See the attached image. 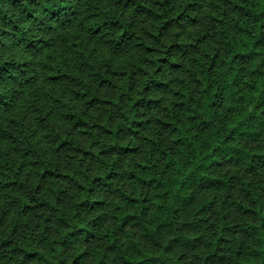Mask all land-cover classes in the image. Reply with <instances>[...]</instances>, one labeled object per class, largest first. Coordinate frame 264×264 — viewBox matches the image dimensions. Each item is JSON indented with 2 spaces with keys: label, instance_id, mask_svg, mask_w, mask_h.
I'll use <instances>...</instances> for the list:
<instances>
[{
  "label": "clouds",
  "instance_id": "clouds-1",
  "mask_svg": "<svg viewBox=\"0 0 264 264\" xmlns=\"http://www.w3.org/2000/svg\"><path fill=\"white\" fill-rule=\"evenodd\" d=\"M234 49L264 68V0H0V264H175L170 253L181 252L185 264H264V90L245 96L249 56L231 59ZM221 52L230 64L205 75ZM231 64L240 67L234 85ZM73 115L95 131L73 127ZM61 132L67 143L57 149ZM49 166L62 182L39 178ZM210 172L223 176L224 203L204 209L207 230L194 242L167 214L198 216L188 205ZM154 184L165 201L178 186L163 222L148 214ZM137 187L148 207L121 225L118 202L131 207L122 193ZM221 222L227 239L213 257Z\"/></svg>",
  "mask_w": 264,
  "mask_h": 264
},
{
  "label": "trees",
  "instance_id": "trees-1",
  "mask_svg": "<svg viewBox=\"0 0 264 264\" xmlns=\"http://www.w3.org/2000/svg\"><path fill=\"white\" fill-rule=\"evenodd\" d=\"M185 14L183 12H179L177 13L175 19L177 21H179L180 18H182ZM213 19H218L217 17H213ZM165 24H168L169 21L166 19L164 21ZM121 35H124V32L122 31L120 33ZM242 39H247V37L245 35H241ZM231 38L230 35L228 34H224V40L221 41L222 44H229L231 43ZM171 46V45H170ZM231 59H236L237 57H243V56H249V68H248V72L252 74V76H245L244 77V82L246 83L249 79H252V84L250 87L245 89V96H247L249 93L255 91L257 94H259V92L261 90H264V75H261V73H264V68H260L259 70H257V68L255 67V57H251L250 54L248 52L245 51H236L235 49L233 50V52L230 54ZM166 60V56L164 55H160L157 57V62H164ZM213 60L216 61V64L213 63H208L205 65V75H207L208 69H212L213 71L217 70V65H221V61H222V65L223 67L226 68V66H228L230 64V60L229 57H225L223 52L220 53L219 58L213 56ZM168 63L170 64H176L177 61L174 59L168 60ZM232 67V72L228 75V83L230 85H234L235 84V77L237 76L238 72L240 71V67L238 66V64H231ZM157 72L159 71V67H157ZM145 90H147V86H145ZM238 91V90H237ZM232 92V88L229 87L228 85L225 86L224 88V94L225 97L227 98L228 96L231 95ZM212 94L215 95L216 94V89L214 88L212 90ZM90 99L95 100L96 97H91ZM105 100V104H107V98H103ZM236 99L238 100L239 97L237 96ZM213 103H215L213 101ZM51 119V118H50ZM138 125V121L136 122ZM167 123V122H166ZM73 127L77 128L80 132L82 133H87L89 131V129L91 128V130L94 132L95 128L94 126H92V122H90L86 117H82L81 119H77L74 115H73ZM177 128H180V125L177 124L176 125ZM175 138L176 134L173 133ZM67 143V135L66 133L61 132L59 139L56 141L54 147L55 148H60L63 144ZM229 143H231L233 146L236 145V141H230ZM85 151H87V148L85 149ZM245 151H247V149H245ZM26 157L28 159H32L31 157V153H27L25 154ZM252 156L257 155V153L252 152L251 153ZM229 159H231V156L228 157ZM19 163V162H18ZM143 166H147L146 164ZM216 167L220 168V164L219 162H216ZM209 176V180L212 181V183H209L208 186L206 188L201 189L205 190V189H212V188H224L223 185L225 183L223 176L222 175H218L216 172H210V173H206ZM65 175V173L63 171L57 172L56 168L53 166H49V167H41L40 168V172H39V178L40 179H44V180H50V181H57V182H62L63 180V176ZM138 175V173H131L129 176V179H133L134 177H136ZM109 176L111 177V173L109 172ZM147 181H150L152 178L151 177H146L144 178ZM7 185H14L16 183H18L19 181L16 180L15 177L11 178V179H7L4 181ZM37 187L39 188L40 185L37 184ZM178 186H173L172 191H169L167 193V201L164 200V193L165 190L164 188L158 187L155 184L153 185L154 191L152 194V204L154 205V207L152 208H148V214L149 215H156V216H160L161 218V222H163L166 217L163 215V209L165 207V205L167 204L168 206H170L173 202H174V190L175 188ZM89 191H91V189H89ZM125 198H126V202L127 204L131 205V207H124L122 203L118 202V208L120 209L117 213L116 216L118 218L117 222L121 225L127 224L131 221H133L137 215V209H139V214L141 216H143L145 214V208L148 207V197L147 196H141L140 195V189L139 187H137L136 189V194L132 195L130 193H122ZM198 194V193H197ZM213 201L216 202L214 196L212 197H202L200 198V200L198 201L197 196L196 198L192 201V203L190 205H188V209H195V212L198 213V216L193 215L190 212H181L180 209L175 208V207H171V210L168 212V216L171 217H175L177 215L180 216V227L184 229L186 235L187 231H193L196 230L197 228L195 227V225L197 223L200 224V218L201 215L204 212V209L207 208L209 205L213 204ZM46 203V201H39V208L43 209L44 204ZM81 204H83V201L80 202ZM93 204H97L100 203L96 200L92 201ZM224 203V201H221L220 204L222 206V204ZM26 208H31L34 207L31 204V201H29L28 204L25 205ZM244 210L245 212L249 211L248 205L245 204L244 205ZM255 209H253L254 211ZM185 213H190L191 215V220L185 222L184 219V215ZM48 217L47 215L44 216L43 221L41 222V227H45L46 223H47ZM138 222V221H137ZM159 225H153L152 227H158ZM82 230V226H78L76 231H81ZM102 230V229H101ZM194 242H198V240L200 239V235L198 236H190L188 235ZM238 237V236H237ZM111 239V237H110ZM171 239L174 241L177 239V237L172 236ZM227 239V234L225 232V226H219L216 234L212 237L211 240V244L209 247V254L213 257H216L218 255H220V250L222 248L225 247V240ZM196 243L193 244V246H195ZM163 252L168 253V249L165 247L164 249H162ZM171 254V253H170ZM172 255V254H171ZM236 255H239V252L236 253ZM173 256V260L175 262V264H180L178 261V258ZM203 261H208V256H203L202 257ZM137 264H141L140 261H137ZM241 264H243V260H241Z\"/></svg>",
  "mask_w": 264,
  "mask_h": 264
},
{
  "label": "rangeland",
  "instance_id": "rangeland-1",
  "mask_svg": "<svg viewBox=\"0 0 264 264\" xmlns=\"http://www.w3.org/2000/svg\"><path fill=\"white\" fill-rule=\"evenodd\" d=\"M190 20H191V23L189 24V28L190 29L194 30V27L195 28L199 27V23L197 22V18H196L195 15H192L190 17ZM205 38H210V34L205 32V33H202L200 36H195V39H196L197 43H200ZM188 44H189V48L190 49H195L196 48V45L192 44L191 41H188ZM173 59L175 60V58H173ZM221 171H222V169H221ZM225 194H226V189L225 188L205 189V190L200 191L197 194V199L199 201L200 198H202L203 196L206 197V198L214 196V198L216 200L215 208L217 210H219L221 208L220 202L224 201ZM206 217H207V213H203L201 215V218H200L201 219L200 220L201 221L200 222V227L197 228L196 230H193V231H190V230L187 231V234L190 235L191 237L200 235V239L198 240V242L201 241V236L203 235L201 229H204L205 231L207 230L205 228V225L208 223ZM184 219H185V222L191 220L190 213H185ZM220 226H225V225L223 224V222H221ZM235 235L238 236L239 234L235 233ZM206 239L207 238L205 237V241H206ZM192 251L193 252H199V251H201V248L196 244L195 246L192 247ZM171 254L178 258V261H179L180 264H185V259H184L185 254L183 252H181L180 255H178V256L175 255L174 253H171ZM187 264H191L190 260L187 261Z\"/></svg>",
  "mask_w": 264,
  "mask_h": 264
}]
</instances>
